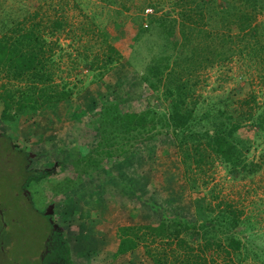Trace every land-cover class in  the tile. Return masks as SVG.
<instances>
[{"label":"rangeland","instance_id":"obj_1","mask_svg":"<svg viewBox=\"0 0 264 264\" xmlns=\"http://www.w3.org/2000/svg\"><path fill=\"white\" fill-rule=\"evenodd\" d=\"M150 1L154 6L146 3L141 8V0H0V21L5 15L19 18L34 8L50 14L63 12L72 22L86 14L88 21L104 25L114 36L112 42L120 53L106 74L91 81L92 71L81 61L77 65L68 62L66 52L74 49L66 45L68 31H56L64 48L58 52L60 74L73 93L37 110L23 111L14 121L0 118V210L8 224L0 228V243L5 247L0 249V264H36L43 259L37 253L46 229V212L61 236L62 247L67 248L66 264H152L140 245L112 254L118 225L155 222L168 214L189 220L219 216V201L220 206L230 203L237 210L238 223L232 232L248 248L243 262L233 256L232 261L221 259L222 264H259L264 248V136L252 138L250 128H239V134L251 139L247 156L261 161L256 171L243 177H232L214 156L198 167L179 149L160 153L157 135L131 140L123 144L124 150L115 149L110 155L104 153L107 145L97 147L92 123L101 102L114 98L121 106L139 107L145 97L158 112L166 110L164 92L148 87L142 74L149 63L172 62L171 47L166 48L163 27L157 24L159 18L170 30L175 47L181 37L176 22L163 14L164 10L174 14L173 0ZM82 37L89 39L90 33ZM90 42L95 51L97 46ZM249 61L246 55L234 54L190 73V99L196 102L197 120L207 119L210 107L242 108L243 98L264 102V73H258ZM168 68L171 71L173 65ZM200 121L197 127L202 128L203 122L204 127L210 125V121ZM16 152H24L25 168L35 171L26 185L29 201L19 197L21 166L18 161L11 163ZM84 156L98 162L90 164ZM210 232L223 236L219 229Z\"/></svg>","mask_w":264,"mask_h":264},{"label":"trees","instance_id":"obj_2","mask_svg":"<svg viewBox=\"0 0 264 264\" xmlns=\"http://www.w3.org/2000/svg\"><path fill=\"white\" fill-rule=\"evenodd\" d=\"M146 3L154 6L150 0H141L138 5L142 8ZM173 3L174 14L169 10L163 14L176 22L180 45H173L170 30L159 18L157 24L163 27L166 48L171 47L172 62H155V66L149 63L145 66L146 74H142L148 87L162 89L168 101L166 110L158 112L145 97L139 107L132 103L121 106L114 98L101 102L92 123L97 147L107 145L104 153L110 155L115 149L124 150L123 144L131 140L157 135L160 153L179 149L184 158H192L198 167L212 161L214 156L232 177L251 174L261 166V161L247 156L251 139L238 130L247 126L252 138L264 136V102L243 98L242 108L227 111L210 107L208 118L197 120L196 102L193 97L190 99L193 87L189 75L234 54L248 56L255 70L264 73V16L260 17L264 15V0H173ZM7 17L0 21L1 119L14 121L23 111L37 110L73 93L69 81L60 74L58 52L64 48L55 37L56 31H68L66 45L74 48L73 53L66 52L68 62L77 65L81 61L85 69L92 71L91 81L106 74L120 56L112 42L114 36L104 25L88 21L86 14L72 22L63 12L54 10L50 14L34 8L19 18ZM85 33H90L89 39L82 37ZM90 41L97 46L95 51L91 50ZM88 51H93L91 57ZM170 65L173 68L167 71ZM200 120L210 121V130L209 126H203L204 122L202 128L197 127ZM159 135L166 138L159 140ZM5 144L4 141L2 147ZM23 154L16 152L11 160L19 162L21 176L27 171ZM86 160L90 164L98 162L90 157ZM220 204L217 202L219 216L189 220L168 214L155 222L120 224L112 254H123L140 245L152 264H222L221 259L232 261L233 256L235 260H245L248 248L232 232L238 223L237 210L230 203ZM210 229H219L223 236ZM260 255L261 258L252 256L264 264V248Z\"/></svg>","mask_w":264,"mask_h":264},{"label":"flooded vegetation","instance_id":"obj_3","mask_svg":"<svg viewBox=\"0 0 264 264\" xmlns=\"http://www.w3.org/2000/svg\"><path fill=\"white\" fill-rule=\"evenodd\" d=\"M26 156V155H25ZM28 159V156H27ZM26 164V162H25ZM24 164V166H25ZM27 170V168H25ZM30 172L28 174V172ZM26 174L24 176L19 175L20 183H19V197L22 199H25L27 201L30 200L29 194L26 192V185L30 177L33 176V172L31 170H27ZM44 211V210H43ZM46 211V209H45ZM44 221L46 223V229L44 232L42 244L40 251L37 253L38 256L43 257L41 260H39L36 264H66L67 262V248L62 247L61 242V236L57 234V228L53 225V222L50 219V216H48L47 212L44 216ZM8 226L7 222L3 219L2 213L0 210V228L6 229ZM0 249L4 251L5 247L3 246V242L0 243ZM1 251V252H2ZM33 259H36L35 257H31ZM30 258V260H31ZM38 259V258H37ZM12 264H19L17 262H12ZM25 264V263H24Z\"/></svg>","mask_w":264,"mask_h":264},{"label":"built area","instance_id":"obj_4","mask_svg":"<svg viewBox=\"0 0 264 264\" xmlns=\"http://www.w3.org/2000/svg\"><path fill=\"white\" fill-rule=\"evenodd\" d=\"M147 11V8H145V12Z\"/></svg>","mask_w":264,"mask_h":264}]
</instances>
